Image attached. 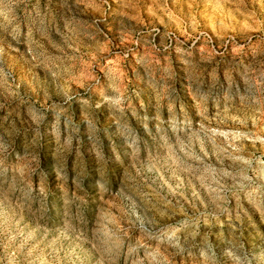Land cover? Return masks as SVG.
I'll return each instance as SVG.
<instances>
[{"label":"rangeland","instance_id":"obj_1","mask_svg":"<svg viewBox=\"0 0 264 264\" xmlns=\"http://www.w3.org/2000/svg\"><path fill=\"white\" fill-rule=\"evenodd\" d=\"M0 264H264V0H0Z\"/></svg>","mask_w":264,"mask_h":264}]
</instances>
